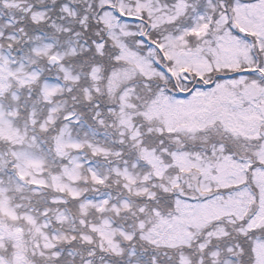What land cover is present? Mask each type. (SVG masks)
<instances>
[{
    "label": "snow or ice",
    "instance_id": "6c2138e0",
    "mask_svg": "<svg viewBox=\"0 0 264 264\" xmlns=\"http://www.w3.org/2000/svg\"><path fill=\"white\" fill-rule=\"evenodd\" d=\"M0 264H264V0H0Z\"/></svg>",
    "mask_w": 264,
    "mask_h": 264
}]
</instances>
